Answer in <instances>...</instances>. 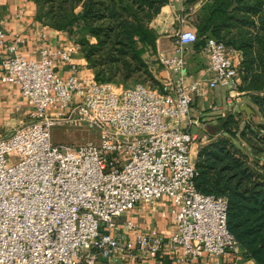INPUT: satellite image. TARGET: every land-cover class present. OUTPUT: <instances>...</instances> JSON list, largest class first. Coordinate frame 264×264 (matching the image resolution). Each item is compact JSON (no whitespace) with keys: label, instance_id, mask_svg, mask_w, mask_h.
<instances>
[{"label":"built area","instance_id":"built-area-1","mask_svg":"<svg viewBox=\"0 0 264 264\" xmlns=\"http://www.w3.org/2000/svg\"><path fill=\"white\" fill-rule=\"evenodd\" d=\"M197 41L194 31L183 29L177 51ZM73 48L79 45L44 47L37 60L16 53L2 60L1 81L19 87L30 112L27 122L0 136V264L237 258L242 251L227 227V200L196 187V158L210 142L200 117L191 116L200 84L187 86L182 75L161 89L99 82L71 61ZM205 51L208 88H224L226 103L241 106L247 94L241 53L208 38ZM57 58L68 63L65 77L55 69ZM160 60L179 74L185 65L182 56ZM56 125L86 127L98 140L55 144ZM162 198L171 204L169 237L148 234L130 219L116 222L138 203Z\"/></svg>","mask_w":264,"mask_h":264},{"label":"trees","instance_id":"trees-1","mask_svg":"<svg viewBox=\"0 0 264 264\" xmlns=\"http://www.w3.org/2000/svg\"><path fill=\"white\" fill-rule=\"evenodd\" d=\"M118 1L37 0L39 20L74 39L99 82L125 81L142 70L151 77L143 45L154 43L148 25L167 0ZM198 28L202 35L212 30L218 41L241 53V90L250 95L262 122L249 119L241 126L242 111L220 117L214 140L198 152L196 187L227 200L229 232L246 259L264 264V0H211L202 7Z\"/></svg>","mask_w":264,"mask_h":264},{"label":"crops","instance_id":"crops-1","mask_svg":"<svg viewBox=\"0 0 264 264\" xmlns=\"http://www.w3.org/2000/svg\"><path fill=\"white\" fill-rule=\"evenodd\" d=\"M207 2L211 0H167L150 23V28L152 27L151 30L155 34L154 43L150 46L143 45L142 54V58H145L149 65L148 73L162 84L168 80L176 81L181 75L187 86L196 82L200 84L202 95L194 96L191 112V116L200 118L211 114L210 109L220 108L219 102L223 101L225 96L221 91L218 92V88L214 90L208 88L207 82L212 74L205 51L206 36L200 33L198 26H190L186 20L187 16L194 15L199 9L202 10ZM37 11V0H0V30L3 32V42L0 44V136L2 137L10 135L22 123L27 122L30 112V106L19 87L1 81L4 74L3 58L16 53L37 60L44 47L65 50L76 44L66 32L57 31L39 20ZM183 29L194 31L198 35V41L183 46L178 52L177 34ZM69 54L72 62L82 69H89L80 48H73ZM179 56L185 60L181 74L164 66L160 60ZM54 65L61 76L65 77L69 74L68 63L63 58H57ZM170 206L166 198L152 204L141 202L133 208L135 211L131 212L127 219L135 222L140 230L148 234L167 238L175 229ZM200 263L237 264V258L229 256L222 259L203 258ZM129 264H162V262L148 260ZM247 264L255 263L248 261Z\"/></svg>","mask_w":264,"mask_h":264},{"label":"rangeland","instance_id":"rangeland-1","mask_svg":"<svg viewBox=\"0 0 264 264\" xmlns=\"http://www.w3.org/2000/svg\"><path fill=\"white\" fill-rule=\"evenodd\" d=\"M45 9L47 10L48 8H50L49 4H45L44 5ZM82 9V3L78 4V6L75 8V12H79ZM231 9H233V7H231ZM202 18V10L199 9L198 12H196L194 15H190L186 17V20L188 21V24L190 26L196 27L198 26L200 20ZM153 20V19H152ZM151 20V21H152ZM150 21V23H151ZM150 23H149V28H150ZM152 29V27L150 28ZM153 32V31H152ZM155 35V34H154ZM178 35V34H177ZM176 38V35H174ZM143 44H139V46H142ZM143 54V53H142ZM143 62L145 63V65L147 66V70H149V65L147 64V62L145 61V58H142ZM165 66V65H164ZM116 86H122V87H131L137 83H143L146 84L152 88H156V89H161L162 87V83L161 81L151 78V77H145L143 76V70L139 73L134 74L131 78H129L128 80L122 81V80H117L115 82H111ZM221 91L222 94H224V99L223 101L219 102V106L220 109L215 110V109H210L211 114H209L208 116H204L201 117V121L205 127V130L207 132V134L209 135L208 137L210 138V141L214 140L215 136L213 137V132L215 131V126L218 125V121H219V117L224 116L228 113H233V114H237L240 110V106H237L234 104H230L228 105L226 103L225 97H226V92L225 89L223 88H218V92ZM224 92V93H223ZM247 96V98H246ZM240 102H242V105H249L253 110H254V114L251 116V119L254 122L260 123L262 122V119L260 117V114L258 112L257 107L251 102L250 100V95L246 94L244 96L241 97ZM241 123V126L243 125V123L246 120H249L247 115L245 114V112H241L240 117H238ZM193 131H195V128L192 129ZM97 133L94 130H89L86 127H72V126H59L56 125L52 128V141L55 144H69V145H81L84 144L86 142H97ZM241 146L243 148H246V145L241 142ZM135 210L132 209L130 211H125L124 213H122V216L116 220V222L118 224L121 225V222H123L124 220H126L129 215L131 214V212H134ZM137 216V214H136ZM222 259V257H218L215 259ZM248 261H253L251 259H246L243 254L241 253L238 257H237V264H247ZM255 263V262H254Z\"/></svg>","mask_w":264,"mask_h":264},{"label":"water","instance_id":"water-1","mask_svg":"<svg viewBox=\"0 0 264 264\" xmlns=\"http://www.w3.org/2000/svg\"><path fill=\"white\" fill-rule=\"evenodd\" d=\"M93 2L96 3H105L108 4L110 2H116V4H119L118 0H92ZM206 38L208 39H212L214 41H217V38L213 35L212 30H208L206 32ZM240 110L245 112V114L247 115L248 119H251V116L254 114V110L249 106V105H241L240 106Z\"/></svg>","mask_w":264,"mask_h":264}]
</instances>
